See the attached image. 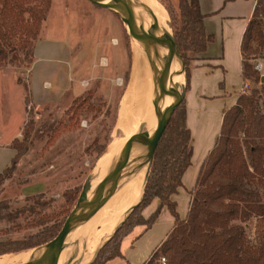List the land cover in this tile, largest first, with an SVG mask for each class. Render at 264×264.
Segmentation results:
<instances>
[{
  "label": "trees",
  "instance_id": "16d2710c",
  "mask_svg": "<svg viewBox=\"0 0 264 264\" xmlns=\"http://www.w3.org/2000/svg\"><path fill=\"white\" fill-rule=\"evenodd\" d=\"M52 3L53 0H0V64L7 60L10 52L33 48L45 27ZM166 9L189 79L193 55L204 52L212 36L205 30L199 0H181L179 16L169 7ZM125 36L131 68L133 52L127 31ZM242 51L243 76L259 86L251 94H241L237 103L225 111L220 134L191 191L187 217L180 218L177 203L172 199L183 185V174L191 164L193 153L184 99L160 139L142 199L90 264H105L109 259L123 256V239L138 226L150 229L163 206L175 217L174 226L143 264L153 263L158 250L167 255L168 264H264V110L261 107L264 82H261L257 63L252 62L258 57L264 58V0H256L253 16L243 35ZM25 101L31 102L30 95ZM116 121L117 117L115 124ZM33 123L24 126L23 139L15 138L11 142L17 154L0 174V183L29 150L34 140ZM26 199L30 204L16 208L10 201H1L0 222L15 223L22 218L39 217L51 204L44 193ZM155 199L160 200L158 207L145 217L144 209ZM65 220L39 217L34 223L41 227L37 231L20 239L0 240V256L32 249L52 240ZM252 225L256 240L248 235Z\"/></svg>",
  "mask_w": 264,
  "mask_h": 264
},
{
  "label": "crops",
  "instance_id": "0c3cea01",
  "mask_svg": "<svg viewBox=\"0 0 264 264\" xmlns=\"http://www.w3.org/2000/svg\"><path fill=\"white\" fill-rule=\"evenodd\" d=\"M91 3L89 0H53L45 27L31 50L27 82L35 109L57 106L68 101V95H79L85 85L83 81L108 85L111 80L114 87L115 78H120L119 69L128 53L126 31H121L120 16L115 14L119 19L115 18L106 8ZM199 4L205 30L212 40L204 52L193 55L190 64L185 102L193 153L191 164L183 174V185L172 196L181 219L187 217L191 191L220 134L225 111L235 105L241 95L239 89L245 79L242 40L256 0H199ZM119 58L121 65L117 66ZM21 129L7 136L0 128V174L17 154L10 144L19 138ZM29 183L22 186V194L28 195L29 191L24 189ZM159 203L160 200L155 199L144 209V216L149 217ZM174 222L169 208L163 206L154 225L147 230L143 226L136 227L140 230H134L122 241L123 256L109 259L105 264H137L134 249L140 239L157 225L173 223L155 249L166 239ZM153 250L145 256L149 257ZM97 252L87 264L95 259Z\"/></svg>",
  "mask_w": 264,
  "mask_h": 264
},
{
  "label": "rangeland",
  "instance_id": "374dc122",
  "mask_svg": "<svg viewBox=\"0 0 264 264\" xmlns=\"http://www.w3.org/2000/svg\"><path fill=\"white\" fill-rule=\"evenodd\" d=\"M159 1H162L161 3L164 6L166 5V8L169 7L179 16L181 0ZM160 2L156 6L166 15L169 11ZM94 6L97 5L94 4ZM106 10L113 17L118 18L111 10L107 8ZM169 19L172 27L170 16ZM120 20L121 31H128V24L121 18ZM131 45L133 50L132 67L130 68L128 53L126 62L122 65L120 58L118 59L117 66L121 65L119 69L120 78H115L114 87L111 86L113 82L111 80H108V85H103L99 81H91L87 85H82V91L79 95H68V101H62L57 106L44 109H35L31 102L27 103L25 101V97L30 94L27 79L32 49H18L9 53L7 60L0 64V128L9 136L22 127L19 139H23L24 126L26 123L34 121V140L30 144L27 153L21 157L17 167L9 176L4 177L2 183H0V202L10 201L11 206L16 208L30 204V201L26 199L27 196L38 194V192L44 193L45 199L50 200L51 204L50 207L42 211V215L39 217L51 216L53 220L66 219L76 205L84 184L96 176L95 168L106 154L108 145L111 141L126 136L123 131L116 132L115 130L119 115H123V111H125L124 114L129 113L128 103H130V99L134 98L137 88L142 85L141 88L147 89L148 83L146 82L148 78L139 79L137 77L133 80L136 53L132 42ZM252 62L262 63V70H259L262 77L264 75V58L258 57L257 60L253 59ZM128 79L129 84H127ZM137 83L139 84L136 87ZM256 86L259 85L254 82V87ZM141 96L133 100L132 106ZM261 107L264 110V103ZM113 125L115 127L110 132ZM139 129L128 137L122 150L126 149V144L137 150L135 138ZM116 161L117 158L112 162V165ZM28 182L30 183L24 189L29 191L27 192L28 195L22 194V186ZM73 198H75V201H72ZM100 208L111 209L108 203ZM39 217L30 216L15 223L1 221L0 240L20 239L31 232L37 231L41 227L34 226V223L39 220ZM96 219H98V216ZM172 225L173 223L157 225L140 239L137 248L134 249L137 264L148 257L145 256L146 253L154 249L157 242L169 231ZM98 227V236L104 238L106 235L102 231L104 225L100 224ZM139 230V228L135 229V231ZM248 235L256 240L254 225L248 228ZM98 240L99 243L101 238ZM41 245L33 247L34 249L14 253H23L29 250L34 253ZM86 252H88L87 248L83 260L86 256L88 258L86 261L91 260L92 256L86 255ZM158 252V255L163 254L160 253V250ZM12 254L0 256V258H11ZM67 254L69 255L66 252L65 258L69 257ZM20 261L14 259L13 262L19 263ZM155 263L156 261L152 264Z\"/></svg>",
  "mask_w": 264,
  "mask_h": 264
},
{
  "label": "water",
  "instance_id": "95a60500",
  "mask_svg": "<svg viewBox=\"0 0 264 264\" xmlns=\"http://www.w3.org/2000/svg\"><path fill=\"white\" fill-rule=\"evenodd\" d=\"M89 1L93 4L113 11L114 13L118 14L126 24L135 26L136 33L142 42L143 50L145 51L150 64L155 88L158 93L161 111L159 114L154 116L149 123L141 124L135 138L138 157L134 164L125 170L115 171L114 163L108 172L88 180L84 184L76 205L66 217V220L59 233L52 240L44 243V245H41L38 249H36V252L31 255L29 260L22 264L55 263L59 257L60 251L72 241H76L85 237V235H87V233L93 227L95 221L97 220V216L99 217L100 213L98 210L89 209V205L93 199L120 190L121 188L125 187L133 178L145 171L147 173L148 180L154 155L159 145L160 139L164 134L175 109L179 106L181 101L185 99L187 92V66L180 53L174 32L172 30L171 32L159 30L157 27L153 26L141 11L138 0ZM164 51L166 52V59H168L171 64H175V69L167 78L161 77L158 71L156 60V58L159 55H162V52ZM179 75H182L183 77L182 92L176 100H173L170 104H168L170 89L173 86L176 77ZM261 82H264V75L261 77ZM128 149H131L130 145L128 146ZM82 217L85 219H90V224L83 231H78L76 230L75 225L76 222ZM119 226L116 227L113 234L98 248V252L114 235Z\"/></svg>",
  "mask_w": 264,
  "mask_h": 264
},
{
  "label": "bare ground",
  "instance_id": "6f19581e",
  "mask_svg": "<svg viewBox=\"0 0 264 264\" xmlns=\"http://www.w3.org/2000/svg\"><path fill=\"white\" fill-rule=\"evenodd\" d=\"M138 1L141 11L153 26L157 27L159 30L171 32V20H168L169 13L167 12V14L164 15V13L157 7L160 2L159 0ZM127 28L130 34L131 42L133 44V49L136 53V60L134 64L135 75H133V80H135L137 77H139V79L148 78V81L146 82L148 83L147 89L141 88L142 85L137 88L136 92L134 91V98L130 99V103H128L129 113L124 114L125 111H123V115H119L115 130L116 132H119V130L123 131L126 136L111 141V143L108 145L106 154L98 162L95 168L96 176L107 172L111 168L112 162L116 158L117 161L114 165L115 171L125 170L132 166L138 157V152L133 147L131 149H127L128 144H126V149L122 150L124 142L128 139V137L137 132L141 124L149 123L152 118L161 111L152 71L146 53L143 50L142 42L136 33L134 25H127ZM165 54L166 52L164 51L162 52V55H159L156 58L158 71L162 78H167L170 76L175 69V64H171L170 61L166 59ZM182 81V75L176 77L175 82L170 89L168 104L180 96L182 92ZM138 84L139 83L136 84V87ZM140 96L141 98L136 100V103L132 106L133 100ZM128 141L127 143H129ZM146 182L147 173L145 171L133 178L125 187L121 188L120 190L93 199L89 205V209L98 210L100 212L97 221L87 233V235H85V237L76 241H72L67 246H65L60 251L57 261L51 264H87L90 260L86 261L88 259L86 255L92 256L93 258L98 248L113 234L116 227L121 224L131 209L141 200ZM107 203L110 205L111 209L106 210L100 208L103 205L105 206ZM89 224L90 219H85L82 217L76 222L75 228L78 231H83ZM100 224L104 225V228H102V231L106 233L104 238L98 236V225ZM100 238L101 240L98 243V239ZM86 248L88 249V252H86V257L83 260V255L85 254ZM66 252L69 253V255L67 254L69 256L68 258H65ZM32 253V250L23 253H13L11 258H0V264H22L29 260ZM24 254L26 255L21 257L19 256ZM14 259L21 261L16 263L13 262Z\"/></svg>",
  "mask_w": 264,
  "mask_h": 264
},
{
  "label": "built area",
  "instance_id": "2783aa9c",
  "mask_svg": "<svg viewBox=\"0 0 264 264\" xmlns=\"http://www.w3.org/2000/svg\"><path fill=\"white\" fill-rule=\"evenodd\" d=\"M262 63H258L256 65V68L258 70H262ZM83 84L87 85L88 82L87 81H83L82 82ZM254 82L253 80L249 79V78H245L239 91H240V94H248L250 93L253 89H254ZM156 261V264H168V259H167V256L165 254H161V255H158V257L155 259ZM152 264V263H150Z\"/></svg>",
  "mask_w": 264,
  "mask_h": 264
}]
</instances>
